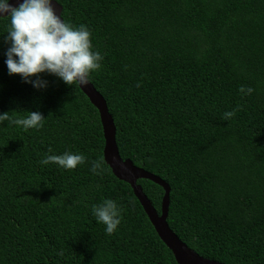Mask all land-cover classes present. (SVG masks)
<instances>
[{"label":"trees","instance_id":"trees-1","mask_svg":"<svg viewBox=\"0 0 264 264\" xmlns=\"http://www.w3.org/2000/svg\"><path fill=\"white\" fill-rule=\"evenodd\" d=\"M55 1L103 56L87 79L119 156L169 185L170 229L204 259L264 264V0ZM9 24L0 18V113L44 120L26 131L0 121V264H178L105 161L98 110L78 84L41 73L37 89L8 74ZM65 151L84 163H40ZM137 184L160 214L163 188ZM105 199L121 210L110 235L91 211Z\"/></svg>","mask_w":264,"mask_h":264},{"label":"clouds","instance_id":"clouds-1","mask_svg":"<svg viewBox=\"0 0 264 264\" xmlns=\"http://www.w3.org/2000/svg\"><path fill=\"white\" fill-rule=\"evenodd\" d=\"M2 17L10 19L3 35L4 42L9 45L4 63L8 74L19 75L24 83L37 89L47 87V81L39 74L49 73L67 85L74 82L84 85L89 74L101 67L103 56L92 50L90 30L83 24L74 26L65 22L61 14L57 15L54 0H22L16 7L9 0H0ZM239 91L251 94L253 89L241 87ZM8 113H0V121H8L25 131L42 127L44 117L38 111H29L26 116L16 118ZM234 115V111L225 112L224 117L229 119ZM84 161L82 154L65 151L60 155L45 154L40 163L75 169ZM102 162V159L94 162L91 171L97 172ZM91 211L97 222L105 226L106 234H112L121 222V210L112 199L94 204Z\"/></svg>","mask_w":264,"mask_h":264},{"label":"water","instance_id":"water-1","mask_svg":"<svg viewBox=\"0 0 264 264\" xmlns=\"http://www.w3.org/2000/svg\"><path fill=\"white\" fill-rule=\"evenodd\" d=\"M13 7L18 6L22 0H9ZM54 8L57 15L61 14L62 7L54 0ZM82 92L88 97L93 106L98 110L103 136L104 149L103 156L105 161L109 164L112 172L119 179L125 181L130 185L132 191L142 208L147 214L151 224L153 225L157 235L163 243L171 250L175 260L178 264H222L218 261L204 259L196 254L193 250L188 248L170 229L166 222L169 206V185L160 177L153 175L146 170L136 167L130 159H121L115 141V126L112 116L108 112L106 101L103 96L93 87L87 79V83L80 85L77 83ZM138 179H148L158 185L164 190L162 198L160 214L152 206L150 200L147 198L142 190V187L137 184Z\"/></svg>","mask_w":264,"mask_h":264}]
</instances>
